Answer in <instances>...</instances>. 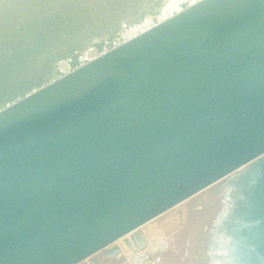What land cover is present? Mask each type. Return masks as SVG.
I'll return each mask as SVG.
<instances>
[{
    "label": "water",
    "instance_id": "95a60500",
    "mask_svg": "<svg viewBox=\"0 0 264 264\" xmlns=\"http://www.w3.org/2000/svg\"><path fill=\"white\" fill-rule=\"evenodd\" d=\"M204 189L166 258L140 227ZM123 236L264 264V0H0V264H129Z\"/></svg>",
    "mask_w": 264,
    "mask_h": 264
},
{
    "label": "bare ground",
    "instance_id": "6f19581e",
    "mask_svg": "<svg viewBox=\"0 0 264 264\" xmlns=\"http://www.w3.org/2000/svg\"><path fill=\"white\" fill-rule=\"evenodd\" d=\"M208 189H204L203 191H201V193H196V194H194V195H192V197L190 196V198L188 197V198H186L185 200H183V201H181V202H179V203H177V204H175L174 206L176 207V206H178L177 207V209H179L178 210V212L177 211H175L174 210V212H172L171 214V216L169 217V219H170V221H173V220H171V219H174L175 218V216H177V213H181L182 211H185L186 210V208H189V207H191V206H193V204H195V203H200V201H202V199H203V201L205 200V194H206V191H207ZM207 193H208V191H207ZM180 204V205H179ZM197 205V204H196ZM201 206H202V204H200ZM174 206H172L171 208H174ZM195 206V205H194ZM193 206V207H194ZM201 206H199L200 208H201ZM195 208V207H194ZM170 209V208H169ZM190 209V208H189ZM191 209H192V207H191ZM196 209V208H195ZM193 210V209H192ZM191 210V211H192ZM188 212H189V210H187ZM164 212H166V211H164ZM163 212V213H164ZM186 212V211H185ZM187 212V213H188ZM162 213V214H163ZM182 215V214H181ZM186 215V214H185ZM188 215V214H187ZM193 215H195V214H193ZM158 216V215H157ZM156 216V217H157ZM163 216V215H162ZM166 216H168V215H166ZM195 216H197V215H195ZM164 217V216H163ZM179 217H181V216H179ZM179 217H176V218H178V219H176V221L178 220L179 221ZM183 217H184V215H183ZM155 218V217H154ZM154 218H152V219H150V220H148L147 222H150V221H152ZM166 218V217H165ZM188 219L187 220H190V222H187V220L185 219V217H184V219L186 220V224L188 223V225H186L187 226V228L189 229L190 228V226L192 227L193 225H194V223H195V221H196V217H191L190 216V214H189V216L187 217ZM164 219V218H163ZM182 219V218H181ZM181 219H180V221H181ZM166 220V219H165ZM163 221V222H161L160 221V225H159V223H158V226H156V225H149V224H151L152 222H150L148 225H149V228L146 226L147 225V223H146V225H145V223L142 225V226H145V227H143V230H141L142 231V234L146 237V239H150V238H153V237H160V236H157L158 235V230H160L161 229V227H162V225H164V223L166 222V221ZM175 220V219H174ZM167 221H169V220H167ZM175 221V222H176ZM177 221V222H178ZM184 221V220H183ZM182 221V222H183ZM159 222V221H158ZM175 222H174V225H176L175 224ZM155 223V222H154ZM167 223V225H169V223L168 222H166ZM171 223V222H170ZM182 224V223H181ZM167 225H166V227H167ZM171 225H172V223H171ZM173 225V226H174ZM184 225V226H185ZM141 226V227H142ZM178 226V225H177ZM180 226V225H179ZM186 226L184 227V228H186ZM181 227V226H180ZM179 227V228H180ZM183 227V226H182ZM181 227V228H182ZM163 231H167V229L163 226ZM178 228V227H177ZM179 228H178V230H179ZM173 229V228H172ZM181 230V229H180ZM179 230V231H180ZM182 230H183V228H182ZM177 231V230H176ZM173 232V231H171V232H173V233H175V234H177V232ZM183 231H185V229L183 230ZM168 232V231H167ZM161 233L163 234L164 232H162V230H161ZM169 233H170V231H169ZM183 233V232H182ZM181 233V234H182ZM188 233V232H187ZM165 234H166V232H165ZM171 234V233H170ZM174 234V235H175ZM178 234H180L179 232H178ZM177 234V235H178ZM180 234V235H181ZM185 234H186V232H185ZM182 235H184V234H182ZM187 235V234H186ZM125 237H129V233H127L126 235H124ZM124 236L123 237H120V238H118L115 242L116 243H118L120 246H121V253L120 254H124L126 257H127V259H128V261H129V264H133L132 263V261L129 259L130 258V255L131 254H133V251L130 249V248H128L126 245H125V243H124V240L123 241H120V240H122V238H124ZM170 236V235H169ZM173 236V235H172ZM171 236V237H172ZM165 238H167V237H165ZM172 238H174V237H172ZM178 238V237H177ZM184 238H185V236H184ZM167 239H169V238H167ZM182 239V238H181ZM176 239L174 238V241H175ZM180 240V238L178 239V240H176L175 242H176V244H177V242ZM185 240V239H184ZM171 241H172V239H171ZM181 241V240H180ZM173 242V241H172ZM174 242V243H175ZM168 243V242H167ZM171 243V242H170ZM170 243H168V244H170ZM174 243H173V245H174ZM168 244H167V248H168ZM171 245V244H170ZM178 245V244H177ZM175 246V245H174ZM176 247V246H175ZM166 248V247H165ZM171 247H169V250L171 251V249H170ZM173 249V248H172ZM165 250V249H164ZM166 250H168V249H166ZM168 250V252H170ZM175 250V249H174ZM172 252V251H171ZM174 252V251H173ZM163 255L165 254V251H164V253H162ZM172 254V255H171ZM173 254H176V252L175 253H170L169 255H171V256H173ZM166 255H167V253H166ZM169 257V256H168ZM171 258V257H170ZM87 264H88V262H87Z\"/></svg>",
    "mask_w": 264,
    "mask_h": 264
},
{
    "label": "rangeland",
    "instance_id": "374dc122",
    "mask_svg": "<svg viewBox=\"0 0 264 264\" xmlns=\"http://www.w3.org/2000/svg\"><path fill=\"white\" fill-rule=\"evenodd\" d=\"M191 197H192V196H191ZM189 198H190V197H189ZM200 202H201V204H203V199H202V201H200ZM196 204H197V205H196ZM179 205H180V204H179ZM194 205H195V206H194ZM193 206H194L196 209H195ZM193 206H191L193 210L191 209V207H189L190 209H189V208H186V210H185L186 212H185V211H182L181 213H177V216H175V218H174L175 220H174V219H171V220H173V221H170L169 217L172 215L171 213L174 212V210L178 212V210H179V209H177L178 206H176V207L174 206V208H170V209L166 210V212H164V213L162 212L163 214H162V213L159 214V215H158L157 217H155L152 221H150V222H152L151 224H149L150 222H146L147 225H146V223H145V225H146L148 228H149V225H156V226H158V223H159V225H160V224H161L160 221L163 222L165 219H166L165 221L169 223V225H167V223L165 222L164 225H162L161 229L158 230L159 233H158V235H157V236H160V237H164V238L167 237V238H169V239L165 238V239H166V242H165L166 244H163V245L161 246V247H162V250H161L162 252H161V254L164 253V251H165L164 256H165L166 258H169V259H170V257H172V256H171L172 254L169 255L170 253H175V252H176V254H177V253H180L181 246H182V241H184V239H185L184 236L186 237L187 230H188V228H187V226H186V225H188V223H187V224L185 223L186 220L188 219L187 217L189 216V214H190L191 217H196V216H195V215H196V210H197L198 206H201V205H200L199 203H195V204H193ZM187 210H189V212H188ZM191 210H192V211H191ZM187 212H188V213H187ZM181 214H182V215H181ZM185 214H186V215H185ZM187 214H188V215H187ZM193 214H195V215H193ZM162 215H163L164 217H163ZM166 215H168V216H166ZM183 215H184V217H185L186 220L184 219ZM179 216H181V217H179ZM165 217H166V218H165ZM176 217H179V221L177 220L178 222L176 221V219H178V218H176ZM163 218H164V219H163ZM181 218H182V219H181ZM180 219H181V221H180ZM162 220H163V221H162ZM167 220H169V221H167ZM183 220H184V221H183ZM158 221H159V222H158ZM175 221H176V222H175ZM182 221H183V222H182ZM154 222H155V223H154ZM170 222L172 223V225H171ZM174 222H175V224H176V223H177V224L174 225ZM187 222H190V220H187ZM181 223H182V224H181ZM148 224H149V225H148ZM185 224H186V225H185ZM166 225H167V227H166ZM173 225H174V226H173ZM177 225H178V226H177ZM179 225H180L181 227L183 226L182 228H183V230L185 229V231H183L182 228H181ZM184 225L186 226V228H184V227H185ZM160 226H161V225H160ZM163 226L167 229L168 232H167L166 230L163 231V229H164ZM143 227H145V226L140 227V229L143 230ZM177 227H178V228L180 227L179 230H180V229H181V230L179 231ZM172 228H173V229H172ZM161 230H162V232H164L163 234L161 233ZM176 230H177V231H176ZM169 231H170L171 234L169 233ZM171 231H173V232L176 231L177 234H178V232H179L180 234L183 232L182 234H184V235H182V234H181V235H180V234L177 235V234H175V233H173V232H171ZM188 231H189V230H188ZM165 232H166V234H165ZM185 232H186V234H185ZM174 234H175V235H174ZM169 235H170V236H169ZM172 235H173V236H172ZM171 236L174 237L176 240H178V239L180 238L181 241L179 240V241L177 242L178 245H177L176 242H175L176 240L174 241V238H172ZM155 237H156V236H155ZM177 237H178V238H177ZM181 238H182V239H181ZM123 239H124V238H122V240H120V241H123ZM171 239H172L173 242L171 241ZM167 242H168V243L171 242V243H170L171 245L168 244ZM174 242H175V243H174ZM173 243H174V245H175L176 247L173 245ZM167 244H168V248H167ZM165 247H166V248H165ZM169 247H171L170 249H171L172 252L169 250ZM172 248H173V249H172ZM164 249H165V250H164ZM166 249H168L170 252H168V250H166ZM174 249H175V250H174ZM173 251H174V252H173ZM166 253H167V255H166ZM154 255H156V253H154ZM162 255H163V254H162ZM168 256H169V257H168ZM84 262H86V264H87L88 259L86 258Z\"/></svg>",
    "mask_w": 264,
    "mask_h": 264
}]
</instances>
